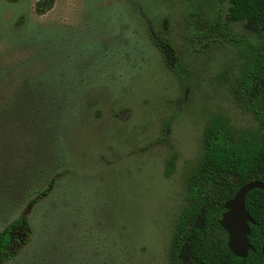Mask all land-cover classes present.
Returning a JSON list of instances; mask_svg holds the SVG:
<instances>
[{"label":"rangeland","instance_id":"374dc122","mask_svg":"<svg viewBox=\"0 0 264 264\" xmlns=\"http://www.w3.org/2000/svg\"><path fill=\"white\" fill-rule=\"evenodd\" d=\"M36 1L0 0L1 87L52 97L61 163L10 217L32 232L7 264H169L203 130L258 127L230 86L264 36L228 21L227 0H53L41 16Z\"/></svg>","mask_w":264,"mask_h":264},{"label":"trees","instance_id":"16d2710c","mask_svg":"<svg viewBox=\"0 0 264 264\" xmlns=\"http://www.w3.org/2000/svg\"><path fill=\"white\" fill-rule=\"evenodd\" d=\"M227 1L228 21L244 22L264 36V0ZM52 5L53 0H38L34 12L44 15ZM242 58L230 93L258 127L236 135L214 120L203 130L202 157L185 180L188 205L175 226L169 264H262L264 191L255 189L245 197V209L254 222L248 236L253 251L246 258L232 255L219 226L225 202L249 182L264 183V41L248 43ZM6 74L0 69V194L6 196L0 223L9 220L0 231V264L15 259L32 232L25 212L10 217L51 192L61 163L54 149L57 108L52 97L47 91L31 90L25 80L6 90L1 87L9 81Z\"/></svg>","mask_w":264,"mask_h":264},{"label":"water","instance_id":"95a60500","mask_svg":"<svg viewBox=\"0 0 264 264\" xmlns=\"http://www.w3.org/2000/svg\"><path fill=\"white\" fill-rule=\"evenodd\" d=\"M264 191L263 182H249L243 185L232 197L224 203V212L219 220V226L227 235V247L233 256L246 258L253 248L248 242L250 234L249 224H254L245 209V197L252 190ZM262 264H264V248L261 250Z\"/></svg>","mask_w":264,"mask_h":264},{"label":"flooded vegetation","instance_id":"af4514ba","mask_svg":"<svg viewBox=\"0 0 264 264\" xmlns=\"http://www.w3.org/2000/svg\"><path fill=\"white\" fill-rule=\"evenodd\" d=\"M155 45H157L158 50L163 54V56L167 59L168 58V45L165 44L163 41L159 39H153ZM164 43V44H163Z\"/></svg>","mask_w":264,"mask_h":264}]
</instances>
